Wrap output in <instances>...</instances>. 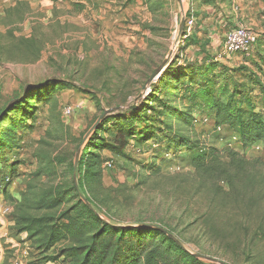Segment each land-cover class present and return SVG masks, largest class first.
<instances>
[{"label": "rangeland", "instance_id": "1", "mask_svg": "<svg viewBox=\"0 0 264 264\" xmlns=\"http://www.w3.org/2000/svg\"><path fill=\"white\" fill-rule=\"evenodd\" d=\"M18 1L0 0V264H63V257H46L72 242L41 253L16 231L15 214L58 217L74 209L81 216L74 165L103 117L100 139L111 140L120 123L143 127L147 118L170 119L184 131L174 113L187 106L195 130L221 159L228 161L233 149L264 159V143L244 151L237 133L210 122L208 95L241 92L264 114V0H192L185 6L195 17L188 37L180 35L177 0H23L29 6L6 15ZM241 24L258 35V44L249 55H223L220 44ZM33 34L40 39L34 44L20 40ZM174 64L183 72L170 71ZM207 80L210 88L203 87ZM172 83L179 89L169 96ZM66 107L74 108L72 115ZM169 137L163 131L140 148L131 142L124 154L99 144L79 174L86 199L115 225L166 228L205 264H264L255 258L264 255V240L253 245L251 234L228 232L229 215L216 214L217 233L203 224L199 211L207 201L189 196V152L167 151ZM60 193L59 208H34Z\"/></svg>", "mask_w": 264, "mask_h": 264}, {"label": "trees", "instance_id": "2", "mask_svg": "<svg viewBox=\"0 0 264 264\" xmlns=\"http://www.w3.org/2000/svg\"><path fill=\"white\" fill-rule=\"evenodd\" d=\"M26 6H29V3L20 0L15 6L7 8L5 14L19 12L20 8ZM25 18L26 15L20 14L18 22ZM39 26L42 27V24ZM20 40L32 41L34 44L40 39L33 34L29 38L21 37ZM45 46L46 44L41 42L39 53ZM174 66L170 71L175 73L177 68H180L183 72L181 66ZM162 84L164 87L167 85L165 81ZM212 84L207 80L203 87L210 88ZM178 89L179 85L172 83L167 92L169 96H173ZM261 93H264V87ZM237 94H241L240 99L236 97ZM208 95L209 111L215 117V126H225L237 133L242 150L245 151L260 142L264 143V114L256 111V106L243 97L241 92L235 91L227 97L215 92ZM164 107L168 108L166 105ZM174 114L177 116L176 120L184 123L186 130L176 129L170 124V119L152 122L147 118L143 127L135 126V121L126 127L122 123L116 125L117 132L111 140L99 138L103 117L87 136L77 164L75 178L78 187L74 183L72 190L78 194L80 205L77 210L81 216L76 217L72 212L74 209H66L58 217L16 213V231L19 234L26 233L28 240L32 241L41 253H47L62 241H71L72 245L62 248L56 256L46 257V261H57L63 257V264H205L201 257L182 247L171 236L172 233L162 226H119L108 222L101 209L88 201L82 192L79 177L82 164L85 158L95 156L94 149L99 148V144H104L115 154H124L131 142H134V147L140 148L147 141L158 139L163 131H167L171 134L167 151L185 148L189 152L194 168V173H189L193 179L189 196L192 200L194 197L206 199L204 209L199 211V218L210 232L217 233L216 214L224 213L229 215L228 232L242 231L246 236L251 234L253 245L255 241V244H258V241L264 240V159H249L233 149L229 152V160L224 161L220 158V150L207 145L202 139V133L195 130L190 107L177 109ZM96 140L99 141L95 142ZM63 200L61 193L55 197L50 194L47 199L40 200L34 208L56 209L62 206ZM255 258L260 263L264 262L262 254H255Z\"/></svg>", "mask_w": 264, "mask_h": 264}, {"label": "built area", "instance_id": "3", "mask_svg": "<svg viewBox=\"0 0 264 264\" xmlns=\"http://www.w3.org/2000/svg\"><path fill=\"white\" fill-rule=\"evenodd\" d=\"M192 0H182L184 4L183 17L185 19L186 29L180 35L188 37L191 35V30L195 25V17L187 14L185 6ZM185 33V34H184ZM258 42V35L249 27L244 25H237L235 28L227 32L224 43L222 45V54H246L249 55L255 49ZM73 107H66L64 113L66 116L72 115Z\"/></svg>", "mask_w": 264, "mask_h": 264}, {"label": "water", "instance_id": "4", "mask_svg": "<svg viewBox=\"0 0 264 264\" xmlns=\"http://www.w3.org/2000/svg\"><path fill=\"white\" fill-rule=\"evenodd\" d=\"M178 1V3H179V5H180V7H181V14H182V17H183V13H184V4H183V2H182V0H177ZM183 19H184V17H183ZM184 22H185V19L182 21V23H181V27H180V34H182L183 32H184V30L185 29H183V26H184ZM165 64V63H164ZM163 66V65H162ZM160 70L161 69H159L156 73H155V75H157L159 72H160ZM99 122V121H98ZM97 125V124H96ZM96 125H95V127H96ZM94 127V128H95ZM93 128V129H94ZM89 135V134H88ZM87 135V136H88ZM87 136L85 137V139H84V141H83V143L85 142V140H86V138H87ZM82 146H83V144L80 146V148L78 149V153H77V158H76V163H75V167H74V172H75V175H76V169H77V164H78V162H79V156H80V152H81V148H82ZM75 183H76V186L78 187V184H77V179L75 178ZM90 205V207L93 209V206L91 205V204H89ZM164 231H166L165 229H164ZM171 236L182 246V247H184V245L181 243V241L179 240V239H177L173 234H171ZM196 256H198V257H203V256H201V255H199V254H196ZM224 264H226V263H224Z\"/></svg>", "mask_w": 264, "mask_h": 264}, {"label": "crops", "instance_id": "5", "mask_svg": "<svg viewBox=\"0 0 264 264\" xmlns=\"http://www.w3.org/2000/svg\"><path fill=\"white\" fill-rule=\"evenodd\" d=\"M212 35V34H211ZM215 35V34H214ZM216 36H217V34H216ZM211 38H212V41H211V43H212V46H215V44H217V41H213V37L212 36H210ZM220 48H222V43L220 44ZM239 55V54H238ZM241 56H243V54H241ZM229 58H230V56H229ZM210 120V122H212V123H214L215 124V117H214V115L213 114H211V118L209 119ZM223 128H228V127H223ZM2 258V256H1V249H0V259Z\"/></svg>", "mask_w": 264, "mask_h": 264}]
</instances>
